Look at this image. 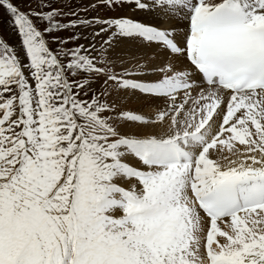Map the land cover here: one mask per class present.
Returning <instances> with one entry per match:
<instances>
[{
	"label": "snow or ice",
	"instance_id": "obj_1",
	"mask_svg": "<svg viewBox=\"0 0 264 264\" xmlns=\"http://www.w3.org/2000/svg\"><path fill=\"white\" fill-rule=\"evenodd\" d=\"M65 3L0 0V264H264V0Z\"/></svg>",
	"mask_w": 264,
	"mask_h": 264
},
{
	"label": "rangeland",
	"instance_id": "obj_2",
	"mask_svg": "<svg viewBox=\"0 0 264 264\" xmlns=\"http://www.w3.org/2000/svg\"><path fill=\"white\" fill-rule=\"evenodd\" d=\"M22 9H26L28 7L27 0H14ZM88 0H66L64 7L73 11H79L84 6H86ZM97 13L89 12L88 15H96ZM60 35L61 37L67 36L69 32L55 33ZM0 38L7 40L10 44H17L19 37L15 34V30L10 25V18L8 14L0 9ZM83 42V41H82ZM121 52H124L127 55H131L130 59L134 58L133 50L130 48L119 49ZM110 57L115 61L113 68L116 71H122L123 69L120 67L121 60L117 54V51L110 54ZM104 88L103 78L100 81H97L93 84V89L100 91ZM109 95L105 97L109 103H115L117 106H123L126 110L135 109L138 112H142L143 114L148 113L147 107L148 104L139 103L135 97H123L117 98L114 90L109 89Z\"/></svg>",
	"mask_w": 264,
	"mask_h": 264
},
{
	"label": "bare ground",
	"instance_id": "obj_3",
	"mask_svg": "<svg viewBox=\"0 0 264 264\" xmlns=\"http://www.w3.org/2000/svg\"><path fill=\"white\" fill-rule=\"evenodd\" d=\"M131 50H133V54L136 56L140 55L141 54V50L140 49H137V48H130ZM117 51V54L119 56V58H124L125 60H130V57L131 55H127L125 54L124 52H121L119 49L116 50ZM131 66V65H129ZM147 111L148 113H146L145 115H148L151 113V106L147 107ZM139 114H143L142 112H139Z\"/></svg>",
	"mask_w": 264,
	"mask_h": 264
}]
</instances>
